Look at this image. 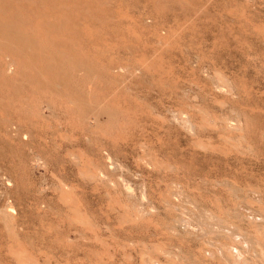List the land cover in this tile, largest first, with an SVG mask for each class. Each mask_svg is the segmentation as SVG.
Here are the masks:
<instances>
[{
    "label": "rangeland",
    "instance_id": "obj_1",
    "mask_svg": "<svg viewBox=\"0 0 264 264\" xmlns=\"http://www.w3.org/2000/svg\"><path fill=\"white\" fill-rule=\"evenodd\" d=\"M252 206L264 0H0V264H221Z\"/></svg>",
    "mask_w": 264,
    "mask_h": 264
},
{
    "label": "bare ground",
    "instance_id": "obj_2",
    "mask_svg": "<svg viewBox=\"0 0 264 264\" xmlns=\"http://www.w3.org/2000/svg\"><path fill=\"white\" fill-rule=\"evenodd\" d=\"M11 65L12 64H10L9 67ZM219 88H221V87H219ZM229 122L230 121H226L225 124H224L225 128H227L228 130H238V129L241 128V123L239 121H238L237 125L236 124L235 125L229 124ZM97 123H98V120H96V119L93 122H90V124L94 125V126H96ZM185 126L189 130H192L194 128V125H192L190 120L189 121L188 120L185 121ZM57 158H59V157H57ZM72 161H73V163L75 165H80V163H82L80 161V159L77 158L76 156L73 157ZM93 165L95 166V170L92 171V173H91V180H94L95 182L105 183L108 187H110L109 182L110 181L112 182L113 180H111L109 178L108 172H109V170H111L114 167V165L118 166L117 162L114 161V159L112 158L111 154L110 153L106 154L105 157H103V160L100 161V163L93 164ZM8 180H10L12 182L11 179L8 178ZM3 183L1 182V184H3ZM5 184H7L9 187L11 186V184L8 183V182H6ZM8 186H6V187H8ZM126 194L128 196L127 192H126ZM8 208H9V211L13 209L12 206H9ZM251 210H252V212H250L249 214L238 213L237 216L239 218V221H238L239 223L235 224V226H234V224H232V223L230 224V222L225 221L222 218V216L220 215L221 216L220 221H223V223H222L223 226L221 225V227L223 228V231L221 230L222 231L221 234L223 236V239L226 240V242L225 243L223 242L219 247L215 248V254L219 255L218 258L220 259L219 261H221L220 262L221 264H257L261 260H264L263 259L264 257H262V256L260 257V256L256 255L255 253H253V252H255V248L260 250V252L262 254L264 253L263 250H262L263 249L262 247L264 246V207L252 206ZM40 211H41V209H40ZM150 213H152V212L148 211V210H145L144 208H140L139 207V208H136V211L134 212L133 218L131 216L130 217L128 216V218H126L124 220H125V222H133V221H137V220H141L142 221V220H144L146 218H150L152 216V214H150ZM41 214H42V212H41ZM219 214H221V213H219ZM187 224H189V222ZM230 226L235 227L236 230H238V232H236V231L229 232ZM201 229L204 230V227H202ZM175 230L178 231L180 229L176 228ZM225 230H226V232H225ZM227 230H228V232H227ZM161 232H163L162 229H161ZM180 232L178 233L179 236H181V234H183L182 231H180ZM74 236H75V239H80V241L83 238V236L80 235V233L77 234V235H74ZM238 237H240V238H238ZM66 238L68 239V237H66ZM236 238H238V239H236ZM41 239L43 240V238H41ZM31 242H32V240H31ZM201 255L203 257L207 256L205 253H203ZM209 258H211L210 260H213L212 259L213 255L211 253L208 256V259ZM210 260H209V262L207 264H212L213 263V261H210ZM215 261H217V260L215 259ZM148 263H150V262H148ZM102 264H104V263H102Z\"/></svg>",
    "mask_w": 264,
    "mask_h": 264
}]
</instances>
